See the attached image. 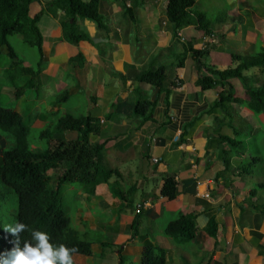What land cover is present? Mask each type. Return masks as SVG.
<instances>
[{
    "label": "crops",
    "instance_id": "0c3cea01",
    "mask_svg": "<svg viewBox=\"0 0 264 264\" xmlns=\"http://www.w3.org/2000/svg\"><path fill=\"white\" fill-rule=\"evenodd\" d=\"M50 1L31 5L22 37L38 49L40 58L34 63L20 57L8 39L0 47L7 48L12 62L0 85L12 104L22 105L13 110L12 119L40 130L39 140L46 144L60 136L47 128L55 124L50 117L86 115L99 121L90 141L105 142L97 157L98 173L112 175L106 183L78 184L74 202L77 220L92 244L90 258H98L93 264H264V196L253 195L254 180L239 173L252 154L264 151L259 122L264 119V67L244 72L248 87L239 78L229 80L241 102L227 113L217 107L219 72L238 66L232 55L249 58L264 49V0H195L191 11L225 18H215L211 36L195 26L174 36L166 0L144 5L128 0L136 25L124 22L119 3L104 1L100 12L107 29L99 30L90 19L68 25L72 34L84 30L86 41L62 38L65 12H48ZM203 49L208 53L198 64L192 53ZM40 60L39 93L16 99L14 84L21 69ZM161 66L167 76L161 89L135 83L141 71ZM206 78L214 85L204 90L198 82ZM137 89L155 104L148 118L135 112ZM26 110L34 114L25 115ZM235 132L248 142L243 154L221 142L222 137L234 139ZM4 140L1 135L0 145ZM220 148L230 153L228 170ZM166 179L176 182L173 200L161 195ZM180 215L195 218L193 240L165 235L167 223ZM149 246L161 249L165 260L144 259Z\"/></svg>",
    "mask_w": 264,
    "mask_h": 264
},
{
    "label": "trees",
    "instance_id": "16d2710c",
    "mask_svg": "<svg viewBox=\"0 0 264 264\" xmlns=\"http://www.w3.org/2000/svg\"><path fill=\"white\" fill-rule=\"evenodd\" d=\"M117 2L123 9V20L128 25H136L134 10L128 5V0H51L47 4L48 12L53 9H61L65 12V23L63 27V39L75 38L78 41L89 39L88 34L81 28L71 33L68 25L77 21L90 19L96 22L98 29H107L105 18L100 12L102 2ZM150 0H131L132 4L144 5ZM39 0H0V45H8L7 40L11 36H24L31 5ZM165 14L172 28L174 36L184 27L195 26L203 30L206 35L211 36L215 30V18L224 21L222 14L210 15L203 12L191 11L195 0H166ZM40 41V40H39ZM41 50V45H38ZM11 54L13 50L10 48ZM41 52V51H40ZM208 53V49L193 51L192 56L198 64ZM17 58V56H12ZM233 60L238 63L236 68L220 71L221 80L218 88L217 107L224 112L231 109L233 103L241 101L234 97L232 85L229 80L239 78L248 87V78L244 72L254 67H264V49L255 55L244 58L232 55ZM183 59L178 66L183 64ZM20 78L14 84L16 99L27 93H39L36 80L42 72V61L35 67L22 68ZM166 72L163 66L149 68L141 71L135 78V83L147 84L151 87L161 89L166 80ZM202 89L213 87L211 79L206 78L198 82ZM3 85H0V101L4 99ZM139 94V102L135 106V112L139 115L149 117L154 103L142 96L140 89L135 90ZM13 109L0 104V134L6 139V147L0 156V257L7 256L8 252L15 246V237L7 233L3 225L21 222L26 225V230L20 235V244L30 240L33 230L47 232L51 242L64 244L66 247H75L73 253V264L77 257H92L94 252L92 244L87 241L86 233H81L71 227V219L64 211L61 199V189L72 184H98L108 182L112 175L106 171L99 175L97 157L103 151L105 142L93 143L90 136L99 129V121L90 116L66 114L61 116L53 125L47 128L54 129L60 134L48 141V148L35 150L32 148L28 134L30 124H18L12 119ZM76 134L74 139H65V134ZM222 143L238 148L243 154L248 150V142L238 138L222 137ZM253 150V148H250ZM230 153L220 148L219 156L223 161L224 170L230 169ZM239 173L250 176L254 180L252 194L264 192V151L248 159V164ZM220 176V174H219ZM13 191L17 197V209L4 210L5 196L8 191ZM177 187L173 179H166L161 189V195L170 200L176 198ZM7 207V206H6ZM8 212H15L14 219ZM193 215H180L167 223L164 233L172 238H184L188 241L196 237V225ZM133 229H137L138 221L134 220ZM143 258L148 260H165L164 252L157 247H145Z\"/></svg>",
    "mask_w": 264,
    "mask_h": 264
},
{
    "label": "rangeland",
    "instance_id": "374dc122",
    "mask_svg": "<svg viewBox=\"0 0 264 264\" xmlns=\"http://www.w3.org/2000/svg\"><path fill=\"white\" fill-rule=\"evenodd\" d=\"M148 2H150V1H148ZM9 42H10V45L16 50L18 55L20 57H24L27 61H31V62L35 63L40 58L38 49L26 44L23 41L21 36H19V35L11 36V37H9ZM0 54H1L0 69H3V70H0V81H4V78H5V75H4L5 70L4 69L11 64L12 58L10 57L11 55L8 54L6 47H0ZM8 90H9V92H11L12 88L9 87ZM2 91L4 93V99H2L3 102L0 101L1 105L8 107L10 109H13L14 111L18 110V109H20V110L22 109V105H20V108H19V104H12L11 103L12 98H10V99L8 98L9 93L6 92L7 91L6 88L3 87ZM33 95H35L33 92L26 94L27 97H31ZM23 108H25V107H23ZM25 113H26L25 115H29V116L31 114H34L33 111L27 112V110ZM60 117L61 116L58 117L57 115H55L54 117H50V119H52V121L54 123H56ZM259 122H260V125L264 127V119L263 118L259 119ZM39 134H40V130H36L35 128L30 127V131L28 134L30 144H31L32 148L35 150H38V149L39 150H45L48 148V144H46L45 141L39 140ZM68 138L74 139V137H71L70 134L68 135ZM6 144H7V141L5 139L4 144L0 145V153L6 147ZM76 187H80V185H78V184L68 185L67 184L66 186H64L61 189V193H62L61 199H62V205H63L64 211L67 213V215L71 219V221H70L71 227L74 229H77L78 231H80L83 234V231H85V228H83L80 224V221L77 220L78 214L74 210V202L76 199V192H77V190H75ZM258 194H262V196H264V192H258ZM5 203H6V205H4L3 211H5L6 209H10L12 211L14 209L15 210L17 209V197L13 193V191L10 190V191H8V193H6L4 204ZM8 213L10 214L11 218L14 219L15 212H8ZM91 239L92 240H90V241H96L93 237ZM102 241H104V240H102ZM105 241H107L109 243L108 238H106ZM95 246H97V243ZM98 257H100V254H98ZM77 258L79 259L78 260L79 263H82V264H84V262L81 260H84V259H85L86 264H93L94 263L93 259H95V260L98 259L97 257H93V258L77 257Z\"/></svg>",
    "mask_w": 264,
    "mask_h": 264
},
{
    "label": "clouds",
    "instance_id": "9594fccd",
    "mask_svg": "<svg viewBox=\"0 0 264 264\" xmlns=\"http://www.w3.org/2000/svg\"><path fill=\"white\" fill-rule=\"evenodd\" d=\"M7 233L15 237V246L7 256L0 257V264H73L75 247H66L64 244L51 242L47 232L33 230L30 240L20 244V233L26 230V225L14 222L3 225Z\"/></svg>",
    "mask_w": 264,
    "mask_h": 264
}]
</instances>
